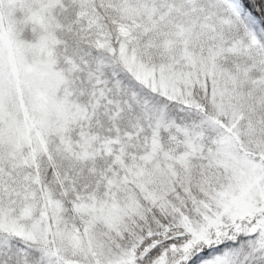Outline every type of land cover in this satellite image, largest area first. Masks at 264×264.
<instances>
[{
    "label": "snow or ice",
    "instance_id": "1",
    "mask_svg": "<svg viewBox=\"0 0 264 264\" xmlns=\"http://www.w3.org/2000/svg\"><path fill=\"white\" fill-rule=\"evenodd\" d=\"M249 2L0 0V264H264Z\"/></svg>",
    "mask_w": 264,
    "mask_h": 264
},
{
    "label": "trees",
    "instance_id": "2",
    "mask_svg": "<svg viewBox=\"0 0 264 264\" xmlns=\"http://www.w3.org/2000/svg\"><path fill=\"white\" fill-rule=\"evenodd\" d=\"M243 2L245 4V7L249 8V9H252V4L249 2V0H243ZM258 2H259V0H258Z\"/></svg>",
    "mask_w": 264,
    "mask_h": 264
}]
</instances>
